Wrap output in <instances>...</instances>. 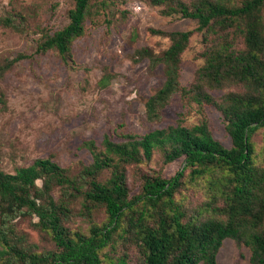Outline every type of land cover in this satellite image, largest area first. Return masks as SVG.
<instances>
[{
    "label": "trees",
    "instance_id": "1",
    "mask_svg": "<svg viewBox=\"0 0 264 264\" xmlns=\"http://www.w3.org/2000/svg\"><path fill=\"white\" fill-rule=\"evenodd\" d=\"M99 2L100 8L111 3ZM151 2L166 5L168 14L196 19L197 30L205 34L217 27L232 28V39H244L243 49L234 48L233 40L226 37L209 47L196 81L183 86L181 57L191 31L152 29L169 35L172 42L156 59L163 64L165 81L147 100V116H159L180 92L200 107L214 106L222 113L232 145L227 147L216 139L203 119L191 126L179 122L143 135L127 133L123 141L106 136L102 149L88 141L93 161L76 176L50 158H38L15 173L0 170V264H104V250L115 248L118 240L138 248L142 264H218V253L228 238L249 248L250 264H264V165L256 162L252 140L264 127V0ZM93 4V0H75L68 12L69 22L52 34L46 33L37 51L57 49L65 61L71 59L72 43L84 34ZM0 25L12 26L13 21L3 18ZM139 54L155 61L147 49ZM204 82L218 87L242 83L246 90L216 99L203 89ZM155 150H162L166 163L183 158L184 166L171 177L160 173L145 177L141 192L131 195L125 166L150 160ZM105 170L110 175L101 180ZM187 177L192 182L205 179L210 190L206 209L196 214L188 213L177 196ZM55 184L68 193L65 199L54 198ZM78 195L83 196V213L91 220L87 233L73 231L64 223L70 198ZM100 207L108 215L103 224L93 219ZM24 213L37 217L36 226L51 235L54 249L38 252L23 244L13 221ZM127 256L126 252L119 255L120 264H129Z\"/></svg>",
    "mask_w": 264,
    "mask_h": 264
},
{
    "label": "rangeland",
    "instance_id": "2",
    "mask_svg": "<svg viewBox=\"0 0 264 264\" xmlns=\"http://www.w3.org/2000/svg\"><path fill=\"white\" fill-rule=\"evenodd\" d=\"M99 1L93 0L85 32L73 41L72 58L65 61L57 49L38 52L37 48L46 33L52 34L69 22L68 12L75 0H0V19L8 17L13 21L12 26L0 25V170L15 173L18 167L29 166L38 158H50L70 176H76L93 161L88 141L93 140L102 149L106 136L123 141L127 133L143 135L170 124L191 126L203 119L208 121L215 138L230 147L232 140L222 113L214 106L200 107L180 92L172 96L159 116H147V100L165 81L163 64L156 59L172 42L169 35L152 29L191 31L189 45L181 57L183 86L196 81L209 47L226 37L233 40L234 48L243 49L244 39H232V28L217 27L205 34L197 30L196 19L168 14L166 5H155L151 0H108L111 3L106 8H100ZM183 1L193 4L198 0ZM143 49L155 61L139 54ZM203 89L216 99L246 90L242 83L218 87L207 82ZM252 140L256 162L262 166L264 127L254 133ZM183 166V158L166 163L162 150H155L150 160L127 164L131 195L141 192L145 177L157 173L171 177ZM109 175L110 171L105 170L100 179L106 180ZM38 185H43L41 179ZM209 193L205 179L192 182L187 177L177 196L188 213L196 214L206 209ZM52 194L57 201L68 195L58 184L53 185ZM70 199L64 223L73 231L87 233L91 220L83 213V196ZM93 219L105 223V208H97ZM36 222V216L21 214L13 221L16 234L34 251L54 249L51 235ZM131 245L118 240L115 248L107 247L104 264H120L118 257L123 252L128 253L129 264H142L140 251ZM249 259V248L231 238L225 240L218 253V264H250Z\"/></svg>",
    "mask_w": 264,
    "mask_h": 264
}]
</instances>
